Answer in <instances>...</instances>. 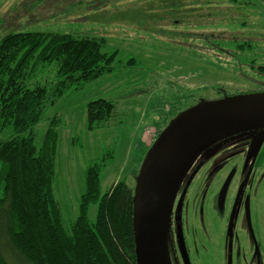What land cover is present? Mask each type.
Listing matches in <instances>:
<instances>
[{"label": "rangeland", "instance_id": "obj_1", "mask_svg": "<svg viewBox=\"0 0 264 264\" xmlns=\"http://www.w3.org/2000/svg\"><path fill=\"white\" fill-rule=\"evenodd\" d=\"M17 31L102 36L106 51L117 49V60L139 61L61 97L36 127L43 131L53 117L57 122L54 192L65 226L78 214L86 169L105 152L112 157L102 172L101 190L119 180L135 189L155 138L190 106L264 90V0H0V38ZM96 98L111 100L114 110L105 126L90 130L86 104ZM248 131L258 136L249 144L257 149L264 136V105L199 115L170 139L148 189L144 264H179L175 187L186 165ZM234 139L236 148L245 141ZM95 213L91 205L90 220ZM229 216L226 223L232 225L238 217ZM237 233L242 239L240 228ZM210 240L211 263L223 264L221 238L213 231L206 236ZM0 253L7 264H24L2 238ZM195 256L197 264H208L198 250Z\"/></svg>", "mask_w": 264, "mask_h": 264}, {"label": "trees", "instance_id": "obj_2", "mask_svg": "<svg viewBox=\"0 0 264 264\" xmlns=\"http://www.w3.org/2000/svg\"><path fill=\"white\" fill-rule=\"evenodd\" d=\"M105 42L102 36L52 31L0 38V238L24 264H136L135 190L125 180L101 190L112 153L86 169L78 214L65 226L54 192L56 119L36 129L61 97L139 65L134 57L117 60V49L106 51ZM113 110L111 100L89 101L87 128L105 126ZM0 264H7L1 253Z\"/></svg>", "mask_w": 264, "mask_h": 264}, {"label": "flooded vegetation", "instance_id": "obj_3", "mask_svg": "<svg viewBox=\"0 0 264 264\" xmlns=\"http://www.w3.org/2000/svg\"><path fill=\"white\" fill-rule=\"evenodd\" d=\"M237 136L239 142L245 140L240 148L235 137L227 138L221 148L206 150L190 167L188 163L180 177L187 170L186 175L176 183L179 264H197V250L212 264V240L206 242V236L213 231L221 238L223 264H264V136L257 149L249 147L258 138L255 132ZM231 213L238 218L227 225Z\"/></svg>", "mask_w": 264, "mask_h": 264}, {"label": "water", "instance_id": "obj_4", "mask_svg": "<svg viewBox=\"0 0 264 264\" xmlns=\"http://www.w3.org/2000/svg\"><path fill=\"white\" fill-rule=\"evenodd\" d=\"M246 105H264V91L243 95H233L221 100L205 101L196 106H190L170 124L156 138L153 146L148 150L139 170L138 181L135 184V241H136V264H144L143 261V231L142 226L145 218V208L148 189L153 174L154 167L163 149L170 139L183 128L191 119L213 111L241 107ZM182 116V118H180ZM178 121V122H177ZM176 123V124H174ZM174 124V125H173ZM136 176V177H137ZM137 179V178H136Z\"/></svg>", "mask_w": 264, "mask_h": 264}]
</instances>
